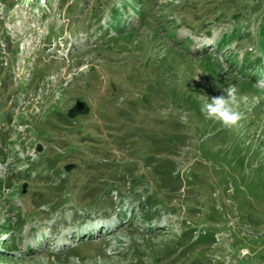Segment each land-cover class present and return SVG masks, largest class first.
Here are the masks:
<instances>
[{
	"label": "rangeland",
	"instance_id": "obj_1",
	"mask_svg": "<svg viewBox=\"0 0 264 264\" xmlns=\"http://www.w3.org/2000/svg\"><path fill=\"white\" fill-rule=\"evenodd\" d=\"M0 264H264V0H0Z\"/></svg>",
	"mask_w": 264,
	"mask_h": 264
},
{
	"label": "clouds",
	"instance_id": "obj_2",
	"mask_svg": "<svg viewBox=\"0 0 264 264\" xmlns=\"http://www.w3.org/2000/svg\"><path fill=\"white\" fill-rule=\"evenodd\" d=\"M225 95L213 96L209 100L204 97V102L200 106V113L206 120L218 122L225 129H233L239 126L244 118V113L240 110L241 104L246 103L248 97L239 93V89L234 84H229L224 89Z\"/></svg>",
	"mask_w": 264,
	"mask_h": 264
},
{
	"label": "water",
	"instance_id": "obj_3",
	"mask_svg": "<svg viewBox=\"0 0 264 264\" xmlns=\"http://www.w3.org/2000/svg\"><path fill=\"white\" fill-rule=\"evenodd\" d=\"M91 111L89 104L84 100L76 99L73 105L67 110L68 118H75L79 115H88Z\"/></svg>",
	"mask_w": 264,
	"mask_h": 264
}]
</instances>
